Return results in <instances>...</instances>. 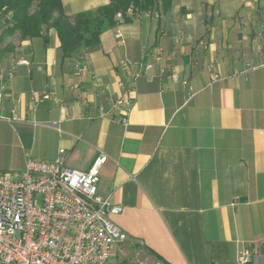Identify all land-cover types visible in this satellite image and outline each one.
I'll return each mask as SVG.
<instances>
[{
	"label": "crops",
	"instance_id": "1",
	"mask_svg": "<svg viewBox=\"0 0 264 264\" xmlns=\"http://www.w3.org/2000/svg\"><path fill=\"white\" fill-rule=\"evenodd\" d=\"M109 3L62 0L68 16ZM2 32L0 72L14 77L0 113L19 120L0 119V172L29 158L88 172L105 154L98 193L128 236L116 260L240 264L249 248L264 264V0H173L72 58L55 29Z\"/></svg>",
	"mask_w": 264,
	"mask_h": 264
},
{
	"label": "built area",
	"instance_id": "2",
	"mask_svg": "<svg viewBox=\"0 0 264 264\" xmlns=\"http://www.w3.org/2000/svg\"><path fill=\"white\" fill-rule=\"evenodd\" d=\"M144 16L158 19L161 13ZM117 18L122 19V15L117 14ZM5 21L1 20L2 24ZM151 66L146 65L145 71ZM75 68L81 71V63ZM0 73L2 112L5 87L14 72ZM143 74L138 71L133 80ZM172 77L175 82L188 85L178 75ZM211 79L215 81L218 76L212 75ZM31 97L35 103L53 98L47 93ZM124 102L120 98L116 105ZM0 119L9 123L19 120L16 110L7 117L0 113ZM59 153L62 155L65 150ZM107 161L108 157L102 154L88 172H82L61 159L41 162L29 158L21 172H0V264H163L114 258L115 247L124 244L128 236L109 218L122 213V208L110 205L98 193L101 168ZM238 260L240 264H250L251 250L245 248Z\"/></svg>",
	"mask_w": 264,
	"mask_h": 264
},
{
	"label": "trees",
	"instance_id": "3",
	"mask_svg": "<svg viewBox=\"0 0 264 264\" xmlns=\"http://www.w3.org/2000/svg\"><path fill=\"white\" fill-rule=\"evenodd\" d=\"M173 0H110L106 6L76 16L65 14L62 0H0L3 34L19 32L24 39L43 37L55 29L61 42L63 58L81 56L100 43L108 29L145 13H166ZM122 15V19L117 18Z\"/></svg>",
	"mask_w": 264,
	"mask_h": 264
}]
</instances>
